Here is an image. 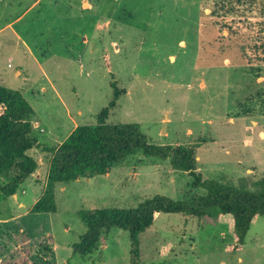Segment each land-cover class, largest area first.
Returning <instances> with one entry per match:
<instances>
[{"label":"rangeland","instance_id":"1","mask_svg":"<svg viewBox=\"0 0 264 264\" xmlns=\"http://www.w3.org/2000/svg\"><path fill=\"white\" fill-rule=\"evenodd\" d=\"M263 47L264 0H0V86L31 104L39 145L28 153L38 169L15 194L19 200L1 193L8 181L0 174V233L53 240V264H264L262 217L242 245L224 221L161 213L137 254L130 233L118 228L91 254L76 253L88 232L84 213L206 193L170 159L140 150L105 175L56 184V212H34L52 153L78 126L96 125L112 102L107 123L138 125L157 146L194 149L202 181L257 191Z\"/></svg>","mask_w":264,"mask_h":264},{"label":"trees","instance_id":"2","mask_svg":"<svg viewBox=\"0 0 264 264\" xmlns=\"http://www.w3.org/2000/svg\"><path fill=\"white\" fill-rule=\"evenodd\" d=\"M118 97L116 91L115 100ZM111 107H114L113 102ZM110 108L100 113L96 125L78 126L52 153L47 191L35 204L34 212H56V184L105 175L113 165L140 150L146 156L162 161L170 159L175 168L189 172L196 184L206 189V193L190 201H176L159 195L145 200L133 210L106 208L84 213L82 220L88 232L75 246L76 253L83 256L91 254L98 244L105 243L104 233L118 228L130 233L133 253L137 254L140 236L153 226L161 213L188 214L204 225L224 221L229 224L237 242L244 244L258 217L264 219V179L258 183L257 191L213 180L202 181L196 173L194 149L157 146L148 141L138 125L109 124ZM250 112L244 111L240 115H250ZM33 114L34 109L20 91L0 86V174L8 181L1 188V193L6 197L14 196L38 169V162L28 154L39 147L36 139L31 137ZM52 243L53 246L51 242L48 245L46 241L25 234L0 233V264H53V240Z\"/></svg>","mask_w":264,"mask_h":264},{"label":"crops","instance_id":"3","mask_svg":"<svg viewBox=\"0 0 264 264\" xmlns=\"http://www.w3.org/2000/svg\"><path fill=\"white\" fill-rule=\"evenodd\" d=\"M15 198H17L18 200H19V198H18V196L17 195H15ZM31 207V206H30ZM29 207V208H30ZM19 208H25V204H23V203H20L19 204ZM28 208H26V210H27Z\"/></svg>","mask_w":264,"mask_h":264}]
</instances>
